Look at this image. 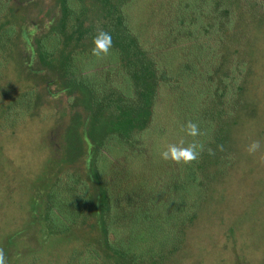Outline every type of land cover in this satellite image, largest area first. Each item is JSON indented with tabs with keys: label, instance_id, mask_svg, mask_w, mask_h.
Wrapping results in <instances>:
<instances>
[{
	"label": "trees",
	"instance_id": "16d2710c",
	"mask_svg": "<svg viewBox=\"0 0 264 264\" xmlns=\"http://www.w3.org/2000/svg\"><path fill=\"white\" fill-rule=\"evenodd\" d=\"M261 27L264 0H0V137L59 128L33 199L43 234L72 243L61 264H177L257 117ZM189 120L199 159L161 161Z\"/></svg>",
	"mask_w": 264,
	"mask_h": 264
},
{
	"label": "rangeland",
	"instance_id": "374dc122",
	"mask_svg": "<svg viewBox=\"0 0 264 264\" xmlns=\"http://www.w3.org/2000/svg\"><path fill=\"white\" fill-rule=\"evenodd\" d=\"M260 32L256 40L262 45L264 27ZM259 70L250 88L251 97H258L257 117L240 131L247 137L239 145L240 167L235 165L234 174L216 187L187 231L177 264H264V61ZM44 119L22 121L0 137V248L7 264H61L72 244L44 235L36 215L33 198L42 167L61 142L56 141L59 128L48 131L53 119ZM253 140L260 141L261 150L250 156L245 146Z\"/></svg>",
	"mask_w": 264,
	"mask_h": 264
},
{
	"label": "clouds",
	"instance_id": "9594fccd",
	"mask_svg": "<svg viewBox=\"0 0 264 264\" xmlns=\"http://www.w3.org/2000/svg\"><path fill=\"white\" fill-rule=\"evenodd\" d=\"M91 54L94 57L101 58L110 54L113 47V41L109 32L99 30L92 39ZM179 131L184 135L174 143H167L159 151V159L164 162L175 164H190L199 159L204 151L203 143L196 140L197 137L204 135L198 123L191 120L180 126ZM185 138H191L190 140ZM261 150L259 140H253L245 146L248 155L254 156ZM210 155H214L211 149L208 150ZM264 159V157H261ZM0 264H7V258L4 249L0 248Z\"/></svg>",
	"mask_w": 264,
	"mask_h": 264
}]
</instances>
